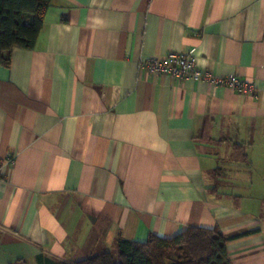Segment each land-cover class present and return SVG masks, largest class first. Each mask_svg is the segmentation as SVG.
<instances>
[{
	"label": "crops",
	"instance_id": "obj_1",
	"mask_svg": "<svg viewBox=\"0 0 264 264\" xmlns=\"http://www.w3.org/2000/svg\"><path fill=\"white\" fill-rule=\"evenodd\" d=\"M169 51L254 89L139 67ZM260 177L264 0H50L33 47L0 64V264L189 225L241 234L231 264H264Z\"/></svg>",
	"mask_w": 264,
	"mask_h": 264
},
{
	"label": "trees",
	"instance_id": "obj_2",
	"mask_svg": "<svg viewBox=\"0 0 264 264\" xmlns=\"http://www.w3.org/2000/svg\"><path fill=\"white\" fill-rule=\"evenodd\" d=\"M49 4L50 0H0V64L8 63L13 47H33ZM240 235L189 225L171 237L149 233L144 241L119 238L118 260L106 250L62 264H231L227 242Z\"/></svg>",
	"mask_w": 264,
	"mask_h": 264
},
{
	"label": "built area",
	"instance_id": "obj_3",
	"mask_svg": "<svg viewBox=\"0 0 264 264\" xmlns=\"http://www.w3.org/2000/svg\"><path fill=\"white\" fill-rule=\"evenodd\" d=\"M139 67L147 72L168 74L178 79L192 78L205 80L209 84H224L243 94L251 93L254 89L251 82L234 74L224 77L210 74L198 66L196 57L190 53L169 51L161 57H147L139 62Z\"/></svg>",
	"mask_w": 264,
	"mask_h": 264
},
{
	"label": "rangeland",
	"instance_id": "obj_4",
	"mask_svg": "<svg viewBox=\"0 0 264 264\" xmlns=\"http://www.w3.org/2000/svg\"><path fill=\"white\" fill-rule=\"evenodd\" d=\"M254 184L256 186V190L258 191V195L254 194L253 198L255 200H257L259 197L260 198H264V179L260 178H256L254 179ZM116 250H111V252L115 255V259L118 260L117 255H116Z\"/></svg>",
	"mask_w": 264,
	"mask_h": 264
}]
</instances>
